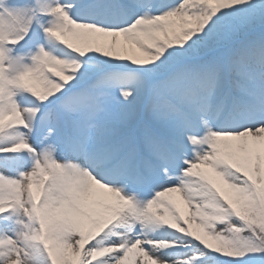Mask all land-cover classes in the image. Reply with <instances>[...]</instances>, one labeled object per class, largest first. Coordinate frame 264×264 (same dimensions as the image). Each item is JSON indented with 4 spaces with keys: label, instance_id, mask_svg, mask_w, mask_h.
<instances>
[{
    "label": "snow or ice",
    "instance_id": "obj_1",
    "mask_svg": "<svg viewBox=\"0 0 264 264\" xmlns=\"http://www.w3.org/2000/svg\"><path fill=\"white\" fill-rule=\"evenodd\" d=\"M0 264H264V0H0Z\"/></svg>",
    "mask_w": 264,
    "mask_h": 264
},
{
    "label": "bare ground",
    "instance_id": "obj_2",
    "mask_svg": "<svg viewBox=\"0 0 264 264\" xmlns=\"http://www.w3.org/2000/svg\"><path fill=\"white\" fill-rule=\"evenodd\" d=\"M181 207H183V205H181ZM139 259V258H138Z\"/></svg>",
    "mask_w": 264,
    "mask_h": 264
},
{
    "label": "rangeland",
    "instance_id": "obj_3",
    "mask_svg": "<svg viewBox=\"0 0 264 264\" xmlns=\"http://www.w3.org/2000/svg\"><path fill=\"white\" fill-rule=\"evenodd\" d=\"M173 195H174V194H173ZM136 259H138V257H137Z\"/></svg>",
    "mask_w": 264,
    "mask_h": 264
}]
</instances>
